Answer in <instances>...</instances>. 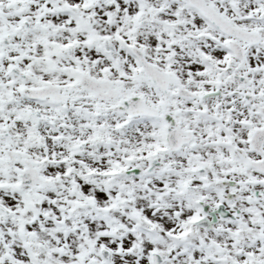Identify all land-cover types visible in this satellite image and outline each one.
Listing matches in <instances>:
<instances>
[{
  "label": "snow or ice",
  "instance_id": "obj_1",
  "mask_svg": "<svg viewBox=\"0 0 264 264\" xmlns=\"http://www.w3.org/2000/svg\"><path fill=\"white\" fill-rule=\"evenodd\" d=\"M0 264H264V0H0Z\"/></svg>",
  "mask_w": 264,
  "mask_h": 264
}]
</instances>
